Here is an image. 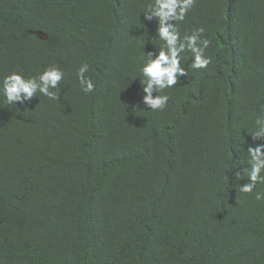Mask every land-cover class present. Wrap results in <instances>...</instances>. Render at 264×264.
I'll list each match as a JSON object with an SVG mask.
<instances>
[{
	"label": "trees",
	"instance_id": "obj_1",
	"mask_svg": "<svg viewBox=\"0 0 264 264\" xmlns=\"http://www.w3.org/2000/svg\"><path fill=\"white\" fill-rule=\"evenodd\" d=\"M148 3L0 0V80L65 72L59 101L0 95V264H264V202L234 175L264 144V0H198L179 26L205 29L212 63L186 53L157 112L137 77L162 45Z\"/></svg>",
	"mask_w": 264,
	"mask_h": 264
},
{
	"label": "clouds",
	"instance_id": "obj_2",
	"mask_svg": "<svg viewBox=\"0 0 264 264\" xmlns=\"http://www.w3.org/2000/svg\"><path fill=\"white\" fill-rule=\"evenodd\" d=\"M197 2L198 0H149L142 12L146 21L156 20V35L162 41L158 52L146 54L137 76L144 93L142 103L148 111H163L168 107L171 97L162 93L177 85L181 77L188 76L183 65L186 53H191L193 69H207L212 63V57L206 54L212 41L204 37L205 29L199 27L182 34L179 26ZM89 69V63L83 61L76 73L80 90L86 95L96 89L92 77L86 75ZM64 79L65 72L58 64L49 65L33 76H25L22 71L14 70L0 80V95L8 107L15 106L17 102L23 104L40 95L50 101H59L61 82ZM255 125V130L250 134L253 141L264 139V115L257 116ZM242 147L247 153L248 165L242 172L236 171L234 175L236 181L246 179L247 182L237 183L236 189L253 196L257 202H264V191L257 190L258 184H264V144L255 147L249 145L246 151L244 145Z\"/></svg>",
	"mask_w": 264,
	"mask_h": 264
},
{
	"label": "water",
	"instance_id": "obj_3",
	"mask_svg": "<svg viewBox=\"0 0 264 264\" xmlns=\"http://www.w3.org/2000/svg\"><path fill=\"white\" fill-rule=\"evenodd\" d=\"M40 37H45V35L42 32H37Z\"/></svg>",
	"mask_w": 264,
	"mask_h": 264
}]
</instances>
